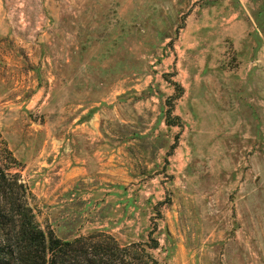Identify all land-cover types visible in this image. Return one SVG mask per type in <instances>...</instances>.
<instances>
[{
    "label": "rangeland",
    "instance_id": "obj_1",
    "mask_svg": "<svg viewBox=\"0 0 264 264\" xmlns=\"http://www.w3.org/2000/svg\"><path fill=\"white\" fill-rule=\"evenodd\" d=\"M0 136L62 240L264 264V0H0Z\"/></svg>",
    "mask_w": 264,
    "mask_h": 264
},
{
    "label": "trees",
    "instance_id": "obj_2",
    "mask_svg": "<svg viewBox=\"0 0 264 264\" xmlns=\"http://www.w3.org/2000/svg\"><path fill=\"white\" fill-rule=\"evenodd\" d=\"M21 169L0 136V264H155L138 244L120 246L103 234L62 240L42 228Z\"/></svg>",
    "mask_w": 264,
    "mask_h": 264
}]
</instances>
